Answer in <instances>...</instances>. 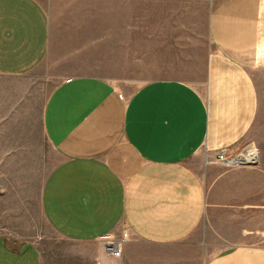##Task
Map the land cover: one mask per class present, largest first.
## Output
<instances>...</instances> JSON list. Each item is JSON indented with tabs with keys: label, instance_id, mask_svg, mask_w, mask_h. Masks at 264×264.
<instances>
[{
	"label": "crops",
	"instance_id": "obj_1",
	"mask_svg": "<svg viewBox=\"0 0 264 264\" xmlns=\"http://www.w3.org/2000/svg\"><path fill=\"white\" fill-rule=\"evenodd\" d=\"M135 26L130 17L55 20L42 0H0V166L32 163L37 119L57 156L40 211L73 245L57 264H264L263 243L209 256L191 238L219 150L249 139L259 162L240 172L264 180V0H211L212 46L194 81L134 85L117 63ZM47 60L60 80L42 100L29 75ZM0 264L53 263L36 242L0 231Z\"/></svg>",
	"mask_w": 264,
	"mask_h": 264
},
{
	"label": "rangeland",
	"instance_id": "obj_2",
	"mask_svg": "<svg viewBox=\"0 0 264 264\" xmlns=\"http://www.w3.org/2000/svg\"><path fill=\"white\" fill-rule=\"evenodd\" d=\"M42 1L55 20L61 17H130L131 26L136 25L131 30L133 36L122 60L116 63L120 70L131 68L129 77L136 86L157 77L194 81L204 73L212 46L208 29L211 0ZM29 77L40 83L42 100L60 80L59 71L49 60ZM34 126L35 146L40 149L32 163L0 166V231L36 242L51 263L57 264L58 255L68 254L73 245L54 232L40 211V190L57 156L37 119ZM261 140L264 142V135ZM247 147L256 152L253 162L226 164L215 161L213 164L220 175L216 177V174L208 183L207 212L191 236L195 242L206 244V255L213 256L244 242L264 244V180L240 172L258 165L259 151L247 139L230 147L229 152L237 154ZM204 158L206 164L212 159L208 155ZM197 169L207 181L205 169L201 166ZM117 232L126 237L128 230L119 225Z\"/></svg>",
	"mask_w": 264,
	"mask_h": 264
},
{
	"label": "built area",
	"instance_id": "obj_3",
	"mask_svg": "<svg viewBox=\"0 0 264 264\" xmlns=\"http://www.w3.org/2000/svg\"><path fill=\"white\" fill-rule=\"evenodd\" d=\"M229 147L219 150L215 158L220 163L226 164H239V163H250L253 162L256 158V152L252 148H244L246 151H241L237 154H231L229 152ZM253 150V154L251 156L247 155V152H251ZM107 249L116 256H120L122 252L121 245L119 243H114L111 239H106Z\"/></svg>",
	"mask_w": 264,
	"mask_h": 264
},
{
	"label": "bare ground",
	"instance_id": "obj_4",
	"mask_svg": "<svg viewBox=\"0 0 264 264\" xmlns=\"http://www.w3.org/2000/svg\"><path fill=\"white\" fill-rule=\"evenodd\" d=\"M252 154H253V152H252V151L247 153V155H249V156H251Z\"/></svg>",
	"mask_w": 264,
	"mask_h": 264
}]
</instances>
